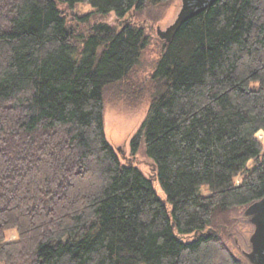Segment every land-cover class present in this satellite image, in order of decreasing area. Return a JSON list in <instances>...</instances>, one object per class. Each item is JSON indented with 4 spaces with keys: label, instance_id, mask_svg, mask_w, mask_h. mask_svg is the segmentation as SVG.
<instances>
[{
    "label": "trees",
    "instance_id": "obj_1",
    "mask_svg": "<svg viewBox=\"0 0 264 264\" xmlns=\"http://www.w3.org/2000/svg\"><path fill=\"white\" fill-rule=\"evenodd\" d=\"M171 1L0 0V264H250L223 236L264 198V0H218L164 40L132 155L143 139L166 202L105 136V92L148 44L126 18ZM78 5L124 22L82 32Z\"/></svg>",
    "mask_w": 264,
    "mask_h": 264
},
{
    "label": "rangeland",
    "instance_id": "obj_2",
    "mask_svg": "<svg viewBox=\"0 0 264 264\" xmlns=\"http://www.w3.org/2000/svg\"><path fill=\"white\" fill-rule=\"evenodd\" d=\"M180 8L181 1L173 0L161 6H147L127 16V21L144 28L148 44L142 51L140 61L133 69L130 80L108 88L104 95V131L107 141L116 151L119 148L117 153L123 163L130 159L145 176L153 179L155 192L163 202H166V195L159 182L154 180V165L145 153L144 140L138 143L134 155H132V141L146 116L154 88L151 75L165 45V41L158 36L157 30L158 28L165 30L172 25ZM91 10L89 5H78L72 10L66 8L64 12L71 25L82 32L89 31L95 22H104L117 30L124 22L113 12L106 16L94 15L85 23L81 21V17ZM261 138L260 136L259 139ZM167 208L170 209L169 203ZM229 219L232 222L236 221V224L225 232L224 243L236 257L245 261L244 253L251 249L249 239L254 226L243 217V209L231 212ZM16 237L14 231L6 233L7 241H14Z\"/></svg>",
    "mask_w": 264,
    "mask_h": 264
},
{
    "label": "water",
    "instance_id": "obj_3",
    "mask_svg": "<svg viewBox=\"0 0 264 264\" xmlns=\"http://www.w3.org/2000/svg\"><path fill=\"white\" fill-rule=\"evenodd\" d=\"M181 8L176 20L165 30L158 28V36L169 41L176 28L187 19L198 15L218 0H180ZM119 148L117 149V152ZM246 216H251L250 222L254 231L250 236L251 249L244 253L250 264H264V198L253 204L245 211Z\"/></svg>",
    "mask_w": 264,
    "mask_h": 264
}]
</instances>
